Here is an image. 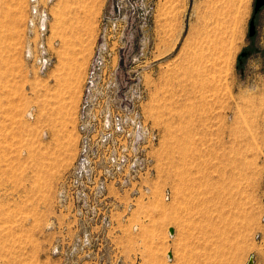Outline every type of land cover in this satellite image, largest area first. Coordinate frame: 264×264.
<instances>
[{"label":"rangeland","instance_id":"obj_1","mask_svg":"<svg viewBox=\"0 0 264 264\" xmlns=\"http://www.w3.org/2000/svg\"><path fill=\"white\" fill-rule=\"evenodd\" d=\"M38 2L44 70L0 0V264H264V5Z\"/></svg>","mask_w":264,"mask_h":264},{"label":"built area","instance_id":"obj_2","mask_svg":"<svg viewBox=\"0 0 264 264\" xmlns=\"http://www.w3.org/2000/svg\"><path fill=\"white\" fill-rule=\"evenodd\" d=\"M47 12L43 5L39 4L38 0H27V18L25 25L27 32H32V36H35V42L33 44V54L29 49V44L26 45V51L31 57L32 61L37 65V68L44 70L50 64V57L46 52L44 46V35L46 30ZM29 42V41H28ZM95 62H91L88 66L86 74L84 72V78L81 85V92L79 96L76 122L78 133L81 134L82 147L75 161V168L85 162V114L89 106V98L92 97L94 90V72ZM134 131L132 133V144L142 143L143 133L140 130V126L135 124Z\"/></svg>","mask_w":264,"mask_h":264},{"label":"water","instance_id":"obj_3","mask_svg":"<svg viewBox=\"0 0 264 264\" xmlns=\"http://www.w3.org/2000/svg\"><path fill=\"white\" fill-rule=\"evenodd\" d=\"M264 5V0H254L253 7H252V15L248 20L247 26V35L252 36L255 31L254 23H253V15L257 12V10ZM170 233L172 232L171 228L168 230ZM245 264H252V259L249 257Z\"/></svg>","mask_w":264,"mask_h":264}]
</instances>
